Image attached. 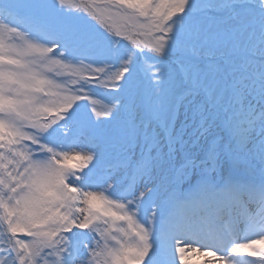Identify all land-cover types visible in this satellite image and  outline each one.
Masks as SVG:
<instances>
[{"label":"snow or ice","instance_id":"6c2138e0","mask_svg":"<svg viewBox=\"0 0 264 264\" xmlns=\"http://www.w3.org/2000/svg\"><path fill=\"white\" fill-rule=\"evenodd\" d=\"M264 264V0H0V264Z\"/></svg>","mask_w":264,"mask_h":264},{"label":"rangeland","instance_id":"374dc122","mask_svg":"<svg viewBox=\"0 0 264 264\" xmlns=\"http://www.w3.org/2000/svg\"><path fill=\"white\" fill-rule=\"evenodd\" d=\"M192 258H189V260H191ZM189 264H191V263H189Z\"/></svg>","mask_w":264,"mask_h":264}]
</instances>
